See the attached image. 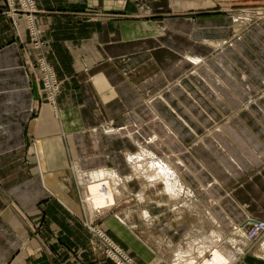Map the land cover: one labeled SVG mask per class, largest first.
<instances>
[{
    "label": "crops",
    "instance_id": "1",
    "mask_svg": "<svg viewBox=\"0 0 264 264\" xmlns=\"http://www.w3.org/2000/svg\"><path fill=\"white\" fill-rule=\"evenodd\" d=\"M35 1L60 89L52 108L41 50L0 0V264H115L80 199L104 178L115 202L94 221L139 264H264V232L248 236L264 219V15L243 28L222 11L264 0Z\"/></svg>",
    "mask_w": 264,
    "mask_h": 264
},
{
    "label": "built area",
    "instance_id": "2",
    "mask_svg": "<svg viewBox=\"0 0 264 264\" xmlns=\"http://www.w3.org/2000/svg\"><path fill=\"white\" fill-rule=\"evenodd\" d=\"M6 8L5 12L12 17H17L18 14L23 15L25 18L26 28L29 33L30 41L35 47H38L40 51L36 57L35 64L37 67L38 77L41 80L44 90V98L46 102L52 107H56V95L59 91L60 81L56 77V74L46 60L45 54H43L42 40L40 38L41 29L36 24L38 8L35 0H5ZM87 184V183H86ZM103 191L106 193L107 187L105 183L101 185ZM98 212V210H95ZM97 215V214H96ZM89 226V225H88ZM96 235L102 240L105 245L104 250L107 255L115 260L117 264H138L131 256H129L121 247L114 243L108 236L100 229L96 227H90ZM248 235L252 238L258 233L264 230V220H257L253 223Z\"/></svg>",
    "mask_w": 264,
    "mask_h": 264
},
{
    "label": "rangeland",
    "instance_id": "3",
    "mask_svg": "<svg viewBox=\"0 0 264 264\" xmlns=\"http://www.w3.org/2000/svg\"><path fill=\"white\" fill-rule=\"evenodd\" d=\"M35 3H36V1H35ZM5 8H6V4H5ZM5 8H4V10H5ZM38 8V7H37ZM38 11H39V9H38ZM223 12H227V13H230V14H232L233 15V17L235 16V15H237V14H239L240 12H251V13H253V16H251V18H246V19H244L243 17H241V15H239V17H238V19H236V20H238L237 22H238V24H241V26L243 27V28H247V27H249L251 24H253V23H255L256 21H258L259 19H260V17H261V15H264V6H259V5H257V4H254V5H238V6H232V7H225V9H223L222 10ZM237 13V14H236ZM240 14H242V13H240ZM258 16V17H257ZM41 29V28H40ZM42 31V30H41ZM29 34V33H28ZM40 38H41V40H42V46H43V54H45V57H46V60H47V55H46V51H45V49H44V46H45V40L42 38V35H41V32H40ZM29 39H30V37H29ZM30 43L32 44V42L30 41ZM33 45V44H32ZM34 46V45H33ZM35 48H38V47H35ZM39 49V48H38ZM48 61V60H47ZM49 62V61H48ZM49 64L51 65V63L49 62ZM52 66V65H51ZM53 68V67H52ZM54 70V69H53ZM55 72V71H54ZM57 77V76H56ZM60 81V80H59ZM59 89H60V87H59ZM44 91V90H43ZM59 92V91H58ZM58 94V93H57ZM56 97H57V95H56ZM45 101H46V99H45ZM139 153H144V151H140V152H136V153H132V154H134V155H136V154H139ZM144 158H146V157H144ZM142 160H144V159H142ZM146 168V167H145ZM151 168L152 169H156V168H154L153 167V165H152V161H151ZM157 170V169H156ZM104 179H106V180H109V181H111V179H107V178H104ZM168 179H169V183L170 182H172V183H175L174 181H172L173 180V178H169L168 177ZM106 180H103V179H101L100 181H106ZM171 180V181H170ZM99 181V180H98ZM88 183V182H87ZM110 184H111V182H110ZM172 185V184H171ZM80 186H81V192H80V199H81V202H82V204H83V206L84 207H86V209H87V212L89 213V216H90V218L88 219V221L86 222V226H87V228L89 229V231L91 232V238H92V240H91V246L92 247H95V248H97V249H99L105 256H107V257H109V258H111L109 255H107V253H106V251L104 250V248H105V245H104V243L102 242V240L96 235V233L93 231V230H91L90 228H89V226L90 227H96L97 229H100V230H102L107 236H108V238L109 239H111L114 243H116L112 238H111V236L109 235V234H107V232H106V230L104 229V228H102L101 226H100V224L99 223H96L94 220V218L93 217H95V216H99L100 215V213H102L103 212V209L102 210H98V212H95V210H94V208L91 206V202H89V199H88V196H89V194L87 193V184H83V183H81L80 184ZM177 186V185H176ZM173 187L174 186H172V188H170V190H172L173 189ZM175 188V187H174ZM86 189V190H85ZM111 192L109 193L110 195L112 194H114V192H113V189H112V186H111ZM113 197V199H115L114 198V195L112 196ZM115 201V200H114ZM88 203H89V205H88ZM97 214V215H96ZM262 220H264V219H262ZM255 222H256V220H255ZM89 225V226H88ZM251 231V230H250ZM262 232H264V230H262ZM262 232H260V233H258L257 235H255V236H253L251 239L253 240V239H255L259 234H261ZM249 234V233H248ZM231 242V241H230ZM117 244V243H116ZM236 244H240L239 243V241L238 240H235L234 242H233V247H235V245ZM118 245V244H117ZM241 245V244H240ZM119 246V245H118ZM242 246V245H241ZM120 247V246H119ZM122 248V247H121ZM242 248H243V251H240V253H243L244 251H245V246L243 247L242 246ZM123 249V248H122ZM234 249V248H233ZM124 250V249H123ZM125 251V250H124ZM126 252V251H125ZM127 253V252H126ZM240 253H238L239 255H240ZM128 254V253H127ZM129 255V254H128ZM208 255H210V250H208L207 252H206V254H205V256H208ZM130 256V255H129ZM204 256V257H205ZM132 257V256H131ZM133 258V257H132ZM113 261H114V263L115 264H117L116 262H115V260L113 259V258H111ZM134 259V258H133ZM135 260V259H134ZM136 261V260H135ZM137 262V261H136ZM138 263V262H137ZM139 264V263H138Z\"/></svg>",
    "mask_w": 264,
    "mask_h": 264
},
{
    "label": "bare ground",
    "instance_id": "4",
    "mask_svg": "<svg viewBox=\"0 0 264 264\" xmlns=\"http://www.w3.org/2000/svg\"><path fill=\"white\" fill-rule=\"evenodd\" d=\"M240 13H242V14H240ZM240 13L239 14L236 13L237 15L234 16V19H238L239 15H241V17H243L244 19L251 18V16H253V13L248 12V11L247 12H240ZM145 156H146L145 152L139 153L136 155H134V154L130 155L131 160L135 161L138 164H139V162L143 161L142 159H144ZM151 157H153L152 158V165L154 168L157 169L158 173L159 172L161 174L163 173L169 178H173L176 176V173L173 169L174 167H172V165H170V163H168L166 160H163L162 158H158L154 155L153 156L151 155ZM103 180H106V179H103ZM102 183L106 184V187H107L106 193L103 191V189L101 187ZM166 187H167V185H166ZM168 188L169 189L172 188L170 183L168 185ZM86 189H87V193L89 194V196H88L89 202H91V206L94 208V210H102L104 208H109L115 202L114 201L115 199H113V197H112L113 195L109 194L112 191L111 190V184H110L109 180H106V181H100L99 180V181L88 182ZM88 205H89V203H88ZM249 238L251 239L250 236H249ZM223 255L217 251H213L210 253V255H208V257L205 259V261L201 264H228V261L226 259V258H228V255L226 258ZM229 264H230V262H229Z\"/></svg>",
    "mask_w": 264,
    "mask_h": 264
}]
</instances>
